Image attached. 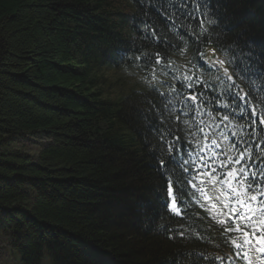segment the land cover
Masks as SVG:
<instances>
[{"label":"trees","instance_id":"1","mask_svg":"<svg viewBox=\"0 0 264 264\" xmlns=\"http://www.w3.org/2000/svg\"><path fill=\"white\" fill-rule=\"evenodd\" d=\"M178 2L0 0V232L19 264H230L231 235L207 215L192 185L182 206H174L173 193L161 207L167 185L155 167L162 140L192 145L202 116L221 123L205 115L213 103L185 117L174 79L162 81V89L130 85L137 57L196 61L197 34L206 31L210 41L200 51L236 43L235 54L262 32L230 23L234 13L221 2L215 15L203 10L219 24L197 26L180 15ZM254 71L245 83L233 69L231 76L264 113V87L254 85ZM196 74L212 95L207 101L229 84L219 73ZM183 92L189 94L187 80ZM153 114L162 136L146 131ZM246 121L240 131L264 142V132ZM23 135L46 140L34 157L13 145ZM192 150L179 151L178 159L195 161L194 175L202 166Z\"/></svg>","mask_w":264,"mask_h":264},{"label":"snow or ice","instance_id":"2","mask_svg":"<svg viewBox=\"0 0 264 264\" xmlns=\"http://www.w3.org/2000/svg\"><path fill=\"white\" fill-rule=\"evenodd\" d=\"M220 2L221 0H179L178 5L174 6L178 8L180 15H187L190 19L197 22V26H200L203 22L195 13L199 11L204 15L203 10L211 8L213 15H215L217 5ZM192 5H195V7H192ZM209 23L214 25L216 20L209 21ZM212 30L214 31L215 29L213 28ZM197 35L200 37L196 48L199 54L196 57L197 65L203 68L205 72H210L212 68H216L217 72H219L224 61L216 63V56L213 53L210 58L213 63L209 65L207 61L203 60V53L200 52L199 44L210 41L207 31L204 34L198 33ZM234 56L235 59H230L227 63L228 66L233 68L236 77H247L253 71L258 60L261 66H264V56L256 53L254 47L249 46L248 42H244L240 53L234 54ZM223 75L229 80V84L226 85L222 93L215 95L211 101L204 99L205 95L208 94V90L204 88V83H196L199 80L198 74L190 73L188 78L176 80L177 94L184 99L185 107L188 109L189 114L195 113L199 107H207V104L211 102L214 105L213 112L229 108L233 109V111L223 116L215 117L214 120H219L221 123L208 125L210 130L213 127L218 130L223 122L238 115L241 121L245 120V116H247L246 123L249 127L254 129L259 128L260 131L264 132V119L261 118L264 116V113L257 107L256 97L251 92H242L235 79L229 76L228 67H224ZM185 79L187 80V87L189 89L187 96L183 92ZM169 87L172 86L169 85ZM222 95L227 97V101L216 105V101L220 100ZM259 103L264 104V100H260ZM146 119L150 121V125L146 131L148 133L155 132L162 136L160 128L163 127V124L158 123L155 114L146 117ZM198 130L206 140L209 138V134L204 132L203 127H198ZM191 131L189 129V134H191ZM211 135L215 136L216 132H211ZM220 135L223 140L228 142L225 148L220 147L218 139H211V149H216V151H213L211 156L205 158L207 152L210 151L209 145L205 144L199 148L200 155L197 159L202 166L200 171L203 168H211L213 177H215L218 170L230 169L223 173L227 177V181H219L217 183H228L230 191L235 193V196L232 198L234 202L224 205L226 215L225 212H222L221 215H225V219L220 220L219 223L224 226L222 231L227 232L229 235L233 233L237 234V238L230 241L233 245V251L236 256H243L247 259L248 252L242 251L245 245L248 246L249 250L264 254V168L260 167V163H264V156H259L258 154L254 156L251 151H245V149L240 147L241 143L245 145V148L250 143L256 146L255 141L251 140V132L248 133V139H245L243 136L237 139L239 135L237 132H231L230 135H224L221 132ZM178 139L183 140L184 138L181 136ZM186 147H192V145L187 142L183 144L172 142L169 145L166 140L161 141L159 158L155 167L161 178L165 179L167 185L166 195L160 196V205L163 208L168 207L167 197L173 196V193H175L174 206L177 204L182 206L184 199L189 197V185H192V188L196 187L190 179L193 175L192 167L195 161L178 159L179 151H182ZM232 152H236V155H231L230 153ZM184 155L188 156L189 153L184 152ZM249 164L251 167H249ZM232 181L237 182V188L244 187L247 193L253 194L246 195V193L239 192L237 188L232 187ZM215 186V184H212L210 187L214 189ZM242 197L244 198L242 199ZM249 225H258L259 227L250 228Z\"/></svg>","mask_w":264,"mask_h":264},{"label":"rangeland","instance_id":"3","mask_svg":"<svg viewBox=\"0 0 264 264\" xmlns=\"http://www.w3.org/2000/svg\"><path fill=\"white\" fill-rule=\"evenodd\" d=\"M209 51V50H208ZM14 146L20 148L22 151L28 153L31 155V157H34L38 152V147H41L43 144H45L46 140H44L42 137L38 135H23V136H17L15 138ZM33 152V153H32ZM206 178V177H205ZM216 179L206 178L204 180L205 187L204 192H202V197L204 199V202L209 205L210 203H214L215 206L211 212V216L214 219H222L221 213V207L218 199H220L221 193V187L219 186V183ZM212 184H215V188H211L210 186ZM233 188H237L236 182L234 181L233 184L231 183ZM229 189V185H227ZM243 188V187H242ZM238 189V188H237ZM230 190V189H229ZM243 193H246L244 191H240ZM246 195H248L246 193ZM244 198V197H243ZM242 198V199H243ZM217 200V202H216ZM231 202V200H230ZM229 202V203H230ZM222 204V203H221ZM226 215V214H225ZM225 217V216H224ZM1 231V230H0ZM8 234L0 232V264H19L18 257L15 251L10 247V244H8ZM250 264H256L255 262H250Z\"/></svg>","mask_w":264,"mask_h":264},{"label":"bare ground","instance_id":"4","mask_svg":"<svg viewBox=\"0 0 264 264\" xmlns=\"http://www.w3.org/2000/svg\"><path fill=\"white\" fill-rule=\"evenodd\" d=\"M33 153V152H32ZM31 156V155H30Z\"/></svg>","mask_w":264,"mask_h":264}]
</instances>
